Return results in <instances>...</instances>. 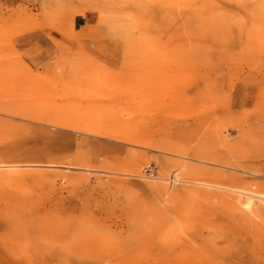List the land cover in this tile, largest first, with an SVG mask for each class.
Masks as SVG:
<instances>
[{
  "label": "rangeland",
  "instance_id": "obj_1",
  "mask_svg": "<svg viewBox=\"0 0 264 264\" xmlns=\"http://www.w3.org/2000/svg\"><path fill=\"white\" fill-rule=\"evenodd\" d=\"M263 194L264 0H0V264H264Z\"/></svg>",
  "mask_w": 264,
  "mask_h": 264
},
{
  "label": "bare ground",
  "instance_id": "obj_2",
  "mask_svg": "<svg viewBox=\"0 0 264 264\" xmlns=\"http://www.w3.org/2000/svg\"><path fill=\"white\" fill-rule=\"evenodd\" d=\"M106 2H111L112 0H105ZM187 5H189V3H187ZM122 20L123 19H121V20H101V22L102 23H104V28L107 30L106 32L107 33H109V35H115L116 33L117 34H131L132 33V31L130 30V28L129 27H127L126 29H118L117 30V26H120L121 25V23H122ZM183 20H184V18H183ZM185 21V20H184ZM180 27V25L179 24H177V23H172V24H170V28H172V29H178ZM104 29V30H105ZM180 29H182V28H180ZM179 30V29H178ZM131 31V32H130ZM229 39H231V40H233V36H229L228 37ZM176 41V40H175ZM175 41H173L172 42V46H174V47H176L177 46V44H178V42H175ZM186 40H184L183 42H185ZM176 173H177V171H175V173H173V178H171V186H173L174 184H175V180H176ZM261 197H263L264 198V194L261 196ZM72 223V222H71ZM71 226H75L74 224H72ZM63 233H61L62 234V236H63V238L64 239H68V238H71V239H73L74 241H78L79 240V237L78 236H76V234L73 236L72 235V231L70 230V228L68 227V228H63ZM27 235H30V234H27ZM28 239H29V237H28ZM27 239V240H28ZM46 246H48L46 243H44V244H42V245H39V247H35V246H32V245H30V247H28V249L29 248H31V249H34L35 250V252L36 251H38V249H39V251L40 252H42V251H46V249H45V247ZM215 248H217V245H215L214 246ZM35 255H36V253H35ZM61 259L62 258H65V259H67L68 258V256L66 255V254H61V257H60Z\"/></svg>",
  "mask_w": 264,
  "mask_h": 264
}]
</instances>
